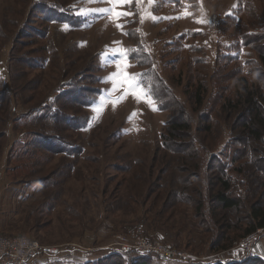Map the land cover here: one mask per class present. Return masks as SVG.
<instances>
[{
  "label": "rangeland",
  "instance_id": "obj_1",
  "mask_svg": "<svg viewBox=\"0 0 264 264\" xmlns=\"http://www.w3.org/2000/svg\"><path fill=\"white\" fill-rule=\"evenodd\" d=\"M39 1L0 0V83L11 107L4 130L6 108L0 110V137L2 130L5 132V137L0 138V234L25 236L42 248L54 249L55 253L92 248L95 253L113 250L128 254L132 253L129 249L133 251V243L142 239L157 243L171 254L189 258H195L189 253L190 247H196L206 257L205 249L200 247L205 236L199 235L201 229L197 225L193 228L188 219L179 222L180 216L172 222L169 219L167 223H178L180 231L173 230L172 235L164 233L162 238L153 233L149 236L136 233L139 223L135 222L144 214L139 205L132 207L134 212L128 218L120 213L106 214L104 205L100 207L98 179L102 175L106 180L116 177L109 185L107 199L115 183L132 177L136 167L145 169L151 179L161 177L167 183L182 177L180 170L190 166V153L196 150L200 157L203 155L195 140L209 139L211 143L216 139L207 155L223 150L220 143L224 122L217 114L219 109L216 111L219 104L224 97L243 92L247 85H256L259 93L264 88V66H260L259 53L249 45L244 46L242 39L248 32L264 36V0H49L48 12L35 7ZM53 3H60L61 9L54 12ZM240 45L239 52L232 53L233 47ZM118 72L120 76H114ZM125 73L135 85L131 91L129 84L121 83ZM72 79L78 83H73L69 90L64 88ZM200 82L208 94L204 107L192 114L193 96ZM57 89H61L63 97L57 101L62 111L69 117L83 115L86 119L87 125L80 133L62 124L16 125L17 118L28 117L27 111L40 107L48 97L58 96ZM162 89L169 91L173 103L167 111L160 109ZM80 90L81 94L83 90L88 92L89 98H79L90 102L88 105L77 109L76 105L74 108L64 104L70 99L74 104ZM54 109L56 103L52 101ZM177 114L191 123L192 129L190 136L182 139L178 154L163 148L161 139L167 123L171 124ZM207 119L211 121L209 136L204 130ZM233 119L225 122L226 127L233 125ZM42 127L79 146L82 153H71V144L65 156L38 149L36 159H27V163L39 162L38 165L34 169L27 167L25 173L29 176L20 177L23 174L16 167L26 160L10 161L8 148L23 132H39ZM232 128L238 133L234 137H239L241 122L234 123ZM228 133L229 130L226 137ZM190 143L194 150L190 149ZM247 145L252 147V141ZM87 156L90 161H83ZM178 157L183 163L176 162ZM244 163L245 160L232 167L251 176L254 164L247 167ZM69 166L73 168L69 170ZM211 169L207 174L214 177L215 183L219 176L216 169ZM230 169L227 168L229 173ZM230 176L234 177L233 172ZM240 177L245 180L244 176L238 180ZM22 179L49 182L46 190L51 191L56 189L51 184L58 183L64 194L62 201L58 199L51 209L41 213L37 204L41 193L32 195L27 190L24 194ZM197 181L205 186L207 177L201 175ZM120 194H124V185ZM33 206L35 218L31 217ZM167 217L168 214L163 215L164 220ZM207 220L213 229L210 218ZM177 232L179 237L174 243ZM211 236H206L209 241ZM257 237L253 249L256 258L264 256V232ZM213 255L221 261L230 258L229 255L242 260L250 258L243 249L233 246L227 252ZM161 263L174 264L163 259Z\"/></svg>",
  "mask_w": 264,
  "mask_h": 264
},
{
  "label": "trees",
  "instance_id": "obj_2",
  "mask_svg": "<svg viewBox=\"0 0 264 264\" xmlns=\"http://www.w3.org/2000/svg\"><path fill=\"white\" fill-rule=\"evenodd\" d=\"M48 1L49 0H40L35 7H39L41 12H48L51 9V2ZM53 4L55 5L52 7L54 12L61 9L60 3L59 5ZM242 39L244 40V46L249 45L259 53L258 58L260 66H264V54L260 52V50L264 51V36L254 32H248L246 35L242 36ZM257 43L259 45L255 46ZM240 47L242 46H234L232 53L239 52ZM9 71L11 72V68ZM73 83L77 84L78 82L72 79L64 88H68L69 90ZM57 91L58 96L52 99L48 97L46 102L40 107H36L30 112L27 111L25 115H28V117L23 116L17 118L16 125L23 126L27 123H34V126H37L39 122L52 125L62 124L66 128L71 129L74 133H80L87 125L86 119L83 115L80 117H69L68 114L64 113L61 107L57 105V101H62L63 99L61 89H57ZM87 93L88 92H84L83 90L81 94L80 90L78 100L73 102L74 104H72V99H70L69 103L65 101L64 104L73 106L74 108L76 105L77 109L81 106L88 105L90 102L80 101L79 99L81 96L89 98L86 96ZM162 94L160 109L161 111H167L168 108L173 106V103L169 97L170 93L168 90L162 89ZM207 94L208 91L200 82L194 92V111L192 114H197L204 107ZM6 95L7 92L3 88V84L0 83V110L6 108L7 113L3 121V130L7 125L11 112V107L7 105V103L9 104V100L6 98ZM70 98L72 97L70 96ZM223 99L222 103H220L219 107L216 109V111L219 109L217 114L222 116L224 122V131L222 130L221 132L222 142L220 145L223 146L221 152L219 151L207 155L211 151L210 147L216 140L215 138L211 143L209 139H204L202 141L195 140L194 143L197 142L198 145L202 147L201 150L203 155L200 157L199 152L194 150L193 143H190V149L194 151L190 153L189 156L191 162L190 166L184 170H180L182 177H178L177 180H171L170 183H167L166 179L161 180V177H152L151 179L150 174L147 173L145 169L136 167V171H139L134 173V169L132 177H124L115 183L107 199H105V195L108 192L109 185L115 182L116 177H108L109 179L106 180V176L102 175L98 180L101 183L100 198L102 201L100 207L104 205L103 211L108 215L120 213L124 218H128V215L134 212V208L132 207L139 205L140 208L144 209V214L143 218L138 217L135 222L139 223L136 233L142 232L141 234L145 236H149L153 233V236L162 238H164V233L172 235L173 230L180 231L177 226L178 223L171 225L167 223L169 219L170 222L173 221V218H177V216H180L178 222L183 219H188L193 228L197 225V229H201L199 235L203 233L205 236V238H201L200 247L205 249L207 255L204 257L202 256L204 254L203 250L198 252L195 249L196 247H190L191 253L189 254L195 256V258H211L214 256L213 253L218 251L227 252L234 243L241 239L255 234L257 231L264 232V88L262 92L259 93L256 85H247L243 92H235ZM52 101L56 103V109L54 110H52ZM63 106L65 105H62V107ZM231 119H233L232 126L237 122H241L242 124V131L239 132V137H234L238 133H235V129H233L232 126L228 128L225 125V122ZM210 122L211 121L208 119L204 121V130L208 133H206L207 136L211 135ZM3 130L1 137H5V132ZM228 130L230 133H228L226 137V132ZM191 131V123H187L181 118V115L178 116L177 114L176 118L171 120V124L167 123L166 133L161 137V139H164L162 147L167 148L172 153L178 154L182 139L185 140L190 136L189 134ZM117 132L118 131H116V133ZM183 134L188 135L183 136ZM250 141L253 143L252 147L247 145ZM203 143L205 145H203ZM238 143L240 144L239 146L237 145ZM69 144L71 143L60 139L56 135H53L51 131H46V129L42 127L39 132H23L20 138L15 140L10 148H8L7 155L10 161L17 160L19 162L22 159L26 160L24 165L22 163V165L16 167V171L20 169L18 171L23 174L20 177H28L29 174L25 173V169L27 167L34 169L39 162L27 163V159H36L34 155L41 149L50 154L65 156L69 152ZM71 145V153H77V155L82 153L79 146ZM254 153L256 154L254 155ZM248 159L250 160L248 161ZM243 160H245L246 163L244 164L247 167H252L250 165L254 164L255 168L252 169L251 176L247 175L241 168L232 167L234 164H243ZM83 161H90V159L87 156ZM176 162L181 164L183 163V159L178 157L176 158ZM97 163L104 164V162L100 161H97ZM211 166H214L213 169H216L215 171H217V175L219 176L215 183L212 182L214 177L207 174ZM229 167L232 168L230 169V173L227 170ZM71 168L73 167H68L69 170H71ZM28 172H30V170ZM64 172L67 173L68 171L65 170ZM232 172L234 174L233 178L230 176ZM32 174L33 173H31L30 176ZM124 174L127 173L124 172ZM201 175L207 177V184L205 186L197 181ZM239 176H244L243 178H245V180L241 177V179L238 180ZM22 182L21 187L24 188V194L27 190L30 191L32 195L34 193H41L37 201L41 213H45L47 210L51 209L53 203L58 199L62 201L64 194L56 182L51 184L53 185L52 188L56 186L54 191L49 189L46 190V188L49 187V182L42 183L44 182L42 180L32 179L31 181H26V179H22ZM63 182L65 183V180ZM123 185L124 194L119 195V189H122ZM241 186L243 187L242 190H240ZM189 208L192 209L191 213H189ZM35 212L36 210L33 206L31 217L35 216ZM26 213L28 214V211ZM164 214H168L165 220L163 219ZM233 214L234 216H232ZM84 217L85 215L82 216V219ZM207 217L210 218L214 227L213 229L210 227ZM26 218H28V216ZM178 233L179 232L176 233L174 243H177L176 241L179 237ZM211 234L212 241H209L206 236ZM175 246L177 247L178 245ZM181 246H179L180 248H178V250L183 247ZM131 252L132 253L128 254L110 252L103 258L85 264H155L157 262L162 264V259L158 256L152 254H139L134 251ZM174 263L182 264L183 262ZM184 264L222 263L220 260L216 261L213 259ZM240 264H264V260L247 258Z\"/></svg>",
  "mask_w": 264,
  "mask_h": 264
},
{
  "label": "built area",
  "instance_id": "obj_3",
  "mask_svg": "<svg viewBox=\"0 0 264 264\" xmlns=\"http://www.w3.org/2000/svg\"><path fill=\"white\" fill-rule=\"evenodd\" d=\"M261 232L257 231L255 234L241 239L233 244V248L243 249L248 257L252 259L256 258L253 256V249L258 240L257 236ZM156 245L140 239L136 243H133L132 248L134 252L139 254H152L160 257V259L173 262L190 263L198 260L194 257H186L180 253L171 254L169 251L161 249L162 247L157 243ZM129 250L132 251L131 249ZM44 252L52 253L54 250H45L37 242L25 236H7L0 234V264H28L32 259Z\"/></svg>",
  "mask_w": 264,
  "mask_h": 264
},
{
  "label": "crops",
  "instance_id": "obj_4",
  "mask_svg": "<svg viewBox=\"0 0 264 264\" xmlns=\"http://www.w3.org/2000/svg\"><path fill=\"white\" fill-rule=\"evenodd\" d=\"M44 249L46 250L47 248H44ZM93 250L94 249L92 248L84 249L82 251H78L74 249H69V250L63 249V250H60V252L58 251L56 253H55V250L52 253L44 252L40 254L39 256L35 257L34 259H32L28 264H85L87 262L95 261L97 259L103 258L106 255H108L110 252H113V250H109V251L102 250L100 252L95 253V251L92 252ZM227 254H224V255H227ZM229 256L231 257L226 258L225 261L220 260V262L222 264H240L243 261L237 255L235 256L229 255ZM263 257L264 256L262 255L261 257L259 256L257 258L264 260ZM196 259L198 260L194 262H190V263H195V262L205 261V260H213L214 258L213 257L208 258V259L203 258V260H199V258H196ZM174 264H178V263H174Z\"/></svg>",
  "mask_w": 264,
  "mask_h": 264
},
{
  "label": "snow or ice",
  "instance_id": "obj_5",
  "mask_svg": "<svg viewBox=\"0 0 264 264\" xmlns=\"http://www.w3.org/2000/svg\"><path fill=\"white\" fill-rule=\"evenodd\" d=\"M119 15H120V14L117 13V16H119ZM114 76L119 77V76H120V73L118 72V73L114 74ZM121 83H127V84H129V89H128L129 91L133 90L134 87H135L134 84H131V83H130V79L127 77V74H126V73L124 74V79L121 81ZM133 94L135 95L136 93L133 92ZM138 98H139V97H138Z\"/></svg>",
  "mask_w": 264,
  "mask_h": 264
}]
</instances>
